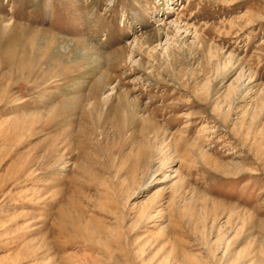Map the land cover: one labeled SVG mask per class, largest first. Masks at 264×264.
Here are the masks:
<instances>
[{
	"label": "rangeland",
	"instance_id": "obj_1",
	"mask_svg": "<svg viewBox=\"0 0 264 264\" xmlns=\"http://www.w3.org/2000/svg\"><path fill=\"white\" fill-rule=\"evenodd\" d=\"M0 264H264V0H0Z\"/></svg>",
	"mask_w": 264,
	"mask_h": 264
}]
</instances>
